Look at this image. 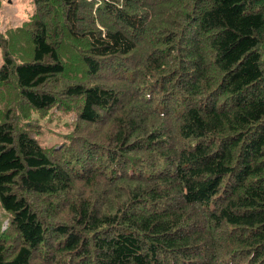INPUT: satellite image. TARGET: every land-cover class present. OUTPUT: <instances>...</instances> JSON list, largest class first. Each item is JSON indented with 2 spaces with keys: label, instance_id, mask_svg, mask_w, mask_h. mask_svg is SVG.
Segmentation results:
<instances>
[{
  "label": "trees",
  "instance_id": "trees-1",
  "mask_svg": "<svg viewBox=\"0 0 264 264\" xmlns=\"http://www.w3.org/2000/svg\"><path fill=\"white\" fill-rule=\"evenodd\" d=\"M32 4L0 31V264H264V0Z\"/></svg>",
  "mask_w": 264,
  "mask_h": 264
},
{
  "label": "rangeland",
  "instance_id": "rangeland-1",
  "mask_svg": "<svg viewBox=\"0 0 264 264\" xmlns=\"http://www.w3.org/2000/svg\"><path fill=\"white\" fill-rule=\"evenodd\" d=\"M32 0H1L0 7V31H5L9 27L20 25L27 15L33 12ZM0 55V65H1ZM41 134L39 139L44 146H52L63 140L65 133L69 131L71 116L67 117L64 114L57 113V117L53 120L46 118L40 121ZM3 222V223H2ZM3 228L5 221V213L0 207V224Z\"/></svg>",
  "mask_w": 264,
  "mask_h": 264
},
{
  "label": "bare ground",
  "instance_id": "bare-ground-1",
  "mask_svg": "<svg viewBox=\"0 0 264 264\" xmlns=\"http://www.w3.org/2000/svg\"><path fill=\"white\" fill-rule=\"evenodd\" d=\"M155 9V8H154ZM157 9V8H156ZM155 11V10H154ZM156 12V11H155ZM154 14V13H153Z\"/></svg>",
  "mask_w": 264,
  "mask_h": 264
}]
</instances>
